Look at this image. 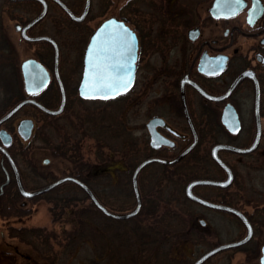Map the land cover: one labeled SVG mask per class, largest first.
Wrapping results in <instances>:
<instances>
[{
  "label": "flooded vegetation",
  "instance_id": "obj_1",
  "mask_svg": "<svg viewBox=\"0 0 264 264\" xmlns=\"http://www.w3.org/2000/svg\"><path fill=\"white\" fill-rule=\"evenodd\" d=\"M59 1L73 17L78 18L83 13L86 0ZM213 1L209 5L204 0L119 1L116 16L105 17L92 28L83 49L80 47L81 39L86 32L74 35L79 39L77 44H72L73 49L81 56V71L77 85L71 88L67 87L61 76L60 46L51 37L59 51L58 72L65 93V104L62 111L55 116L47 115L31 106L39 113L37 121L52 124L58 134L66 133L69 126L72 127L73 120H79L82 113L87 115V108L83 104L90 100L78 95L85 50L94 31L103 21L113 18L122 22L135 34L137 40L135 74L130 90L111 100H122L134 88L135 83H138L140 67H144L151 76L149 80L144 79L141 83H158L163 93L159 99L148 102L146 116L148 121L158 119L154 130L168 143L157 145L156 141L152 142L145 124L143 150L148 153L143 154L142 160L137 164L148 158L171 160L195 141L192 150L178 162L183 163L190 159V169L195 168L199 172V176L187 181L186 185L193 180L224 182L229 178L227 187L198 185L192 191L205 201L229 207L239 214L208 208L190 201L203 210L223 213V216L230 218L240 228L238 236H228L223 242L219 240L218 244L207 251L221 245L244 241L212 255L201 264L218 254L231 251L242 253L252 264H261L264 247V0H257L255 4L254 0H244L238 7L231 3L226 4V9L222 12L226 13L229 8L235 7V14L230 16L221 15L219 10L211 12ZM103 2L102 6L107 7V2ZM21 3H30V12L34 14L31 19L21 22V27L41 13L44 3L47 12L50 3L62 12L70 24L82 27L87 26L91 20L89 15L94 0L89 1L87 13L80 22L72 20L52 0H28ZM250 15L252 23L249 22ZM42 20L26 30L29 37L46 36L33 34L34 28ZM39 43L44 44L41 48L46 47L51 55L50 66L41 61L48 71L49 85L35 96L24 94V98H34L44 107L57 110L61 94L53 72V47L48 42L28 44ZM43 53L46 52L43 51L40 56ZM35 55V59L39 60V48ZM155 58L159 59L158 65ZM152 59L154 67L151 66ZM53 83L57 88L55 97L49 96L45 100L42 98L43 92ZM140 100V95L133 100L136 113L141 106ZM31 120L34 128L35 121ZM136 144L139 145L138 139ZM258 177L261 181L259 187H256L254 183ZM39 188L25 187L30 191ZM197 188L202 189L203 193H196ZM254 198L260 200L259 206L252 204ZM30 200H26L25 204ZM200 222L204 225L203 220Z\"/></svg>",
  "mask_w": 264,
  "mask_h": 264
},
{
  "label": "rangeland",
  "instance_id": "obj_2",
  "mask_svg": "<svg viewBox=\"0 0 264 264\" xmlns=\"http://www.w3.org/2000/svg\"><path fill=\"white\" fill-rule=\"evenodd\" d=\"M119 1L126 0H94L89 15L91 20L88 21L87 26L82 27L70 24L62 12L49 3L45 18L34 28L33 34L53 37L59 44L61 50V76L68 88L77 85L76 81L81 71V56L73 49L74 45L72 44H77L79 39L74 35L86 32L85 37L81 39L82 44L80 47L83 49L90 30L95 28L105 17L116 16ZM204 1L206 5L211 2V0ZM102 2L103 4L107 2V7H103ZM29 8L30 3H11L7 0H0V22L3 31L16 52L17 65L27 58H36V50L39 48V60L50 66V51L48 52L46 47L41 48L44 47V44H28L20 38L19 32L14 29L16 24H22L21 22H25L34 16ZM43 51L46 53L40 56ZM155 59L156 65H158L159 59ZM151 63L152 65H150L154 67L153 59ZM149 73L144 67H140L138 83H135L134 88L122 100H113L108 104L85 102L83 106L87 108L86 113L89 115L81 114L80 121L73 120L72 127L69 126L70 129L68 128L66 133H60L58 136L55 135L54 129L48 127L46 123L37 121L39 113L30 106L23 107L10 118L7 124L8 127L12 128L9 132L12 135L13 143L20 144V150L24 153L22 159L15 161L18 169L26 177V186L28 188L42 187L67 175V170L71 167L68 162L62 158L52 156L50 147L39 138L40 134H44V136L51 138L53 144L57 145L61 144L63 137L66 136L68 147L76 148L77 146L80 157L94 169L91 174L90 186L104 206L113 212H117L119 208H124L123 212L131 211L134 208L135 200L130 176L134 166L142 160L144 154L145 144L143 141L146 138L144 126L148 122L146 116L147 105L149 101L155 98L159 99L163 94L162 87L158 83H153V85L141 83L144 79L149 80V77H151L148 75ZM56 92L57 88L53 83L43 92L42 98L48 100L49 96L55 97ZM137 95L141 97V106L138 113H136L137 108L133 106V100ZM2 99L0 97V107L3 106ZM16 100L20 101L19 98H16ZM111 116H114V121H119L126 127L132 139L124 137L118 140L110 139V135H113L114 131L117 129L118 132L121 131L120 128H114L113 126L110 128L112 130L106 128L108 130L104 137L95 138L93 131H96L101 124L107 127L112 119ZM85 117L89 124L86 126V133H83L80 124H82V119ZM98 117H102L103 121L101 122L102 119L100 120ZM25 118L33 119L35 126L31 138L22 141L16 133V126L20 120ZM82 128L84 127L82 126ZM5 129L8 130L6 127ZM137 139L139 145L136 144ZM122 141H127L130 146L132 143V147L123 148L120 143ZM99 143H101L100 146H98ZM125 151H128V155H124ZM109 155L111 156L110 161L104 162ZM44 160L49 162L43 164ZM189 160L186 159L181 168L185 177L193 179V177L199 176V172L195 168L190 169L192 164ZM103 164H106V166H102ZM129 165H132L133 168ZM160 167L151 164L143 169L139 177L140 192L148 190L156 192L158 177L163 172ZM116 168H123L125 171L121 172ZM184 168L187 170L186 173H184ZM170 171L167 170L168 173ZM44 177H48V179ZM259 178L254 183L256 187L260 185L261 179ZM174 179L163 182L161 186L163 190L158 194V199H160L159 212L160 214L167 211L171 212L174 224H183L189 232L191 231V236H187L184 242L176 243L172 251L175 258L180 259L181 264H191L210 247L218 244L219 240L223 242L227 240L228 236L230 238L238 236L240 228L230 218L223 216V213L203 210L202 207L187 200L184 196V187L188 179L183 183ZM195 192L198 194L203 193L200 188H197ZM53 196H73L81 200L84 195L80 190L65 185L58 188ZM259 203L258 198L252 199V204L259 206ZM87 204L88 200L80 203L81 206ZM50 207L51 204L48 201L39 198L27 201L25 209L28 214L22 218L6 219L0 217V264H126L127 261L128 264H131L127 254H120L123 259L118 255L110 257L106 241L100 237L93 238L89 232H84L85 240H78L76 231L79 230V226L72 223L70 210L66 209L61 215L54 218L49 211ZM87 217L101 230L102 227H105L104 231L113 235V237L115 236L116 240L113 241L115 245L119 242L124 245L134 242L130 232H128L129 227L132 228L133 222L128 224L114 222L97 212ZM200 220L204 221V225L201 224ZM22 228L28 230L40 229V231L28 234L23 239L10 236L9 229ZM73 239L72 242L74 243H71ZM205 264L252 263L246 260L242 253L231 251L218 254Z\"/></svg>",
  "mask_w": 264,
  "mask_h": 264
},
{
  "label": "trees",
  "instance_id": "obj_3",
  "mask_svg": "<svg viewBox=\"0 0 264 264\" xmlns=\"http://www.w3.org/2000/svg\"><path fill=\"white\" fill-rule=\"evenodd\" d=\"M8 1V0H7ZM9 2V1H8ZM20 3L19 1L11 2V3ZM15 50L11 45L9 39L5 35L3 31V26L0 22V97L3 98V106L0 107V114L6 113L11 107H13L19 100L24 98V93H22V86H21V76L17 65V59L15 55ZM118 100V98L116 99ZM15 101V102H14ZM113 100L107 101H90L94 103H105L108 104ZM32 107L31 105H29ZM34 108V107H32ZM35 109V108H34ZM84 114V113H82ZM0 115V116H1ZM89 115V114H87ZM113 115V114H112ZM87 117V116H86ZM82 119L81 129H83V133H86V126L89 124L87 118ZM99 118V117H98ZM111 121H109L108 126L105 127L104 125H99V128L96 131H93L95 134V138L104 137L107 130L106 128L110 129L111 126L114 128H120L121 131L118 132V129L114 131L113 135H110V139L118 140L121 138L132 139L130 137L129 132L126 130L119 121H114V116H111ZM100 120L102 117L99 118ZM10 121V120H9ZM103 119L101 120V122ZM119 123V124H118ZM94 124V123H93ZM8 128V131H11V127H8L7 122L4 125ZM48 127L54 129L52 124H47ZM82 126L84 128H82ZM82 133V134H83ZM55 135L58 136L59 134L55 132ZM39 138L42 142H44L47 146L51 149L52 156L56 158H62L63 160L67 161L70 168L67 170L66 176H73L84 183L87 187L91 189L94 193L95 197L98 201L104 206L101 202L98 195L94 192V190L90 186V180L92 179L93 168L91 165L86 163L82 157H80L79 148L75 147H68L67 144V137L64 136L62 139L61 144H53L51 142V138L49 136H44V134H40ZM99 141V140H98ZM123 148H131L127 141L120 142ZM101 143L98 144L100 146ZM20 144L11 143L8 147V153L14 159H22L24 153L20 150ZM144 154L148 153L146 150H143ZM128 155V151H125L124 155ZM126 155V156H127ZM110 155L106 157L104 162L110 161ZM24 160V159H23ZM16 162V161H15ZM103 162V163H104ZM112 162V161H111ZM182 163H178L177 165L172 166H161L160 170L163 171L160 177H158V181L156 183V192H151L148 190L146 192H140L141 195V208L138 214L128 220L117 221L112 220L107 217V219L128 224L129 222L132 223V228L129 227L130 235L134 242L127 243L124 245L123 243L119 242L118 244H114V240H116L115 236L110 235L106 231H104L105 227H102V230L96 226V224L92 223L89 217L92 213H100L94 205L89 200L88 196L75 184L73 183H63L56 187L55 189L39 196L33 198L32 200L36 199H44L51 204L49 208L50 213H52V217H56L61 215L64 210L69 209L70 214H72V223H75L79 226V230L76 231V235L78 236V240H85L84 232L91 233L93 238L100 237L106 241V246L108 248V253L110 257L120 255L121 253L127 254L129 256V262L131 264H181L182 262L177 260L173 254V248L176 243L184 242L187 236H191L188 229L182 224H174L173 215L171 212H163L160 214L159 212V203L160 199H158V194L162 192L163 182L170 181V180H178L179 182L183 183L189 177H185L182 168ZM102 166H106L103 164ZM103 167V168H104ZM129 167L133 168L132 165ZM118 169V168H116ZM171 170L169 173L167 170ZM185 169V168H184ZM118 171H125L123 169H118ZM105 172V171H104ZM6 173L8 174L9 180L6 185L1 188L0 192V217L1 218H22L28 214L25 209L26 204L24 205V199L20 196L17 191L13 176L11 174L10 168L6 162V160L2 161L1 164V153H0V186L6 181ZM21 180L25 187V175L19 170ZM100 173V171H99ZM185 173V172H184ZM141 174V172H140ZM139 174V177H140ZM139 177H138V185H139ZM48 179V177H44ZM189 178L187 181H189ZM51 180V179H50ZM70 186L80 190L83 193V199L79 200L76 197H58L53 196L55 191L62 186ZM139 188V186H138ZM88 200V204L85 206H81L80 203L82 201ZM135 206V205H134ZM124 208H119L117 212H123ZM67 213V214H69ZM101 214V213H100ZM10 236L18 237V238H25L26 235L36 233L40 231V229L36 230H28V229H9ZM74 241L71 240V243ZM76 241V239H75ZM128 264V261L126 262Z\"/></svg>",
  "mask_w": 264,
  "mask_h": 264
},
{
  "label": "water",
  "instance_id": "obj_4",
  "mask_svg": "<svg viewBox=\"0 0 264 264\" xmlns=\"http://www.w3.org/2000/svg\"><path fill=\"white\" fill-rule=\"evenodd\" d=\"M10 1H14V0H10ZM52 1L57 3L71 17L72 20L80 22L87 13L90 0L85 1V7L83 10V13L78 18L73 17V15L69 12V10L59 0H52ZM224 9H226V4L221 3L220 7H217V0H214L212 2L210 11L213 12L214 10H219L220 12H222V10H224ZM46 12H47V7H46V4L44 3L42 11L40 14H38L35 18H33L30 22H28L23 27H21L19 24L15 25V30L19 31L21 39L26 41V42L33 43V42L45 41V42H48L52 45V47H53V72H54V76L56 78V81H57V84H58V87L60 90V94H61L60 106L57 110H51V109L44 107L42 104H40L34 98H24V99H21L20 101H18L12 108H10L5 114H3L0 117V153L2 155L1 164H2L3 159H5L7 161L8 165L12 171L13 179H14L17 191L20 194V196L25 200L32 199L36 196H40L42 194H45V193L55 189L59 185L69 182V183H73V184L77 185L88 196L89 200L94 205V207L105 217L112 219V220H117V221H123V220L131 219L138 214V212L140 211V208H141V197H140V193H139L138 185H137V177H138L139 172L145 166L152 164V163H156V164H159L162 166H171V165L178 163L192 150V148L195 146V141H193V143L189 147H187L185 150H183L180 154H178L175 158H173L171 160H164V159H159V158H148V159L141 161L139 164H137L136 167L133 169L132 175H131V187H132V191H133V195H134V199H135V206H134L133 210L127 211V212H122V213L113 212V211L108 210L106 207H104L97 200V198L95 197L93 192L89 189V187H87L80 180H78L77 178L72 177V176H65V177L58 178V179H56V180H54V181L40 187L39 189H36V190H32V191L26 190L22 184L17 165L7 151V148L12 143V136L10 135V133L5 128H1V126L5 122H7L10 118H12L20 109H22L23 107H25L27 105H32L47 115L55 116V115H58L62 111L63 106L65 104V93H64L63 85L61 83V80L59 77V72H58L59 51H58V47H57L56 42L49 36L29 37L26 34V30L29 27L36 24L37 22H39L40 20H42V18L45 16ZM110 20H116V19H113V18L107 19V20L103 21L96 28V30L94 31L93 35L90 38L89 44H88V46L85 50L84 56H83V72H82L80 83L78 85V95L80 97L88 99V100L105 101V100L113 99V98L117 97L118 95H121V94L129 91L133 85L134 74H135L134 62L136 59V51H137L136 37H135V42H134V47H133V52H134L135 58L131 61V64H132L131 87L128 88L127 91H122L118 95H116L115 97H109L107 99L101 98V97H91V96L81 95V92L85 91L83 82H84L85 74H86L87 69H88V51H89V48L92 45V41H93L94 37H96L97 33L101 30L102 26H104L106 24V22H108ZM105 31H108V29L105 28ZM19 70H20V74H21V78H22L23 90L25 91L26 95L35 96L36 94H38L39 92H41L42 90H44L48 86L49 80H50L48 71L43 66V64L41 62H39L38 60H36L35 58H27V59L21 61L19 64ZM34 74H39L40 79L34 81V79H33ZM41 80H42V83L40 82ZM156 120H158V119H151L146 123L147 131L149 132V135H150L152 142L156 141L157 145H165L168 143V141L163 139L162 137H160L154 130ZM32 130H33V121L29 118H25V119L20 120L16 126V133L23 141H27L31 137ZM222 148H228V147L222 146ZM48 162H49L48 160H44L43 164H47ZM219 163L223 167H225L221 162H219ZM8 180H9V177H8V174L6 173V181L0 186V190L4 185H6L8 183ZM228 184H229V178L224 182L210 181V180H193L186 185V187L184 189V195H185V198L188 199L189 201L195 202V203L200 204L202 206L238 214L237 211H235L229 207L205 201V200L197 197L192 191L193 187L198 186V185H209V186L224 188V187H227ZM241 218L244 219L243 217H241ZM242 242H244V241H242ZM242 242L225 244V245L215 247V248L207 251L206 253H204L202 256H200L193 264H201L202 262H204L206 259H208L212 255H214V254H216L222 250L237 246V245L241 244ZM260 261H261V264H264V247L262 249V256L260 258Z\"/></svg>",
  "mask_w": 264,
  "mask_h": 264
},
{
  "label": "snow or ice",
  "instance_id": "obj_5",
  "mask_svg": "<svg viewBox=\"0 0 264 264\" xmlns=\"http://www.w3.org/2000/svg\"><path fill=\"white\" fill-rule=\"evenodd\" d=\"M243 2L244 0H217V7H220L221 3H231L238 7ZM256 2L257 0H254V4ZM220 14L234 15L235 7ZM249 22H253L251 15ZM105 28L108 31H105ZM134 42L135 34L122 22H106L89 48L88 69L83 82L85 91H82L81 95L107 99L127 91L132 83L131 61L135 58ZM33 79L39 80V74H34ZM40 82L42 83V80Z\"/></svg>",
  "mask_w": 264,
  "mask_h": 264
}]
</instances>
